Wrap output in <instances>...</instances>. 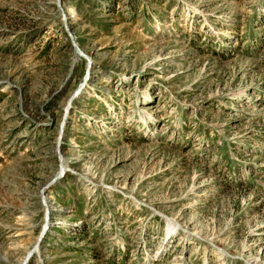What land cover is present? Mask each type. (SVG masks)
Returning <instances> with one entry per match:
<instances>
[{
	"label": "rangeland",
	"instance_id": "rangeland-1",
	"mask_svg": "<svg viewBox=\"0 0 264 264\" xmlns=\"http://www.w3.org/2000/svg\"><path fill=\"white\" fill-rule=\"evenodd\" d=\"M0 264H264V0H0Z\"/></svg>",
	"mask_w": 264,
	"mask_h": 264
},
{
	"label": "bare ground",
	"instance_id": "bare-ground-1",
	"mask_svg": "<svg viewBox=\"0 0 264 264\" xmlns=\"http://www.w3.org/2000/svg\"><path fill=\"white\" fill-rule=\"evenodd\" d=\"M58 2V1H57ZM75 49H76V51L78 52V49L80 50V51H82V52H84L87 56H89L90 57V55H88L83 49H80V47L77 45L76 47H75ZM79 51V52H80ZM83 53V54H84ZM56 149L58 150V146H56ZM79 223V222H78ZM77 223V224H78ZM176 225H175V223H173V221H169V228H172V229H174V227H175ZM171 230V229H170ZM30 254V253H29ZM25 258L27 259V257L25 256ZM25 258H24V260L23 261H25ZM26 262V261H25Z\"/></svg>",
	"mask_w": 264,
	"mask_h": 264
},
{
	"label": "water",
	"instance_id": "water-1",
	"mask_svg": "<svg viewBox=\"0 0 264 264\" xmlns=\"http://www.w3.org/2000/svg\"><path fill=\"white\" fill-rule=\"evenodd\" d=\"M46 232V231H45ZM30 258V256L27 257V260Z\"/></svg>",
	"mask_w": 264,
	"mask_h": 264
}]
</instances>
